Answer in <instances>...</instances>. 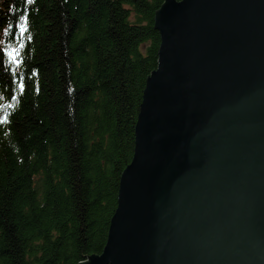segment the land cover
Segmentation results:
<instances>
[{
    "label": "water",
    "instance_id": "95a60500",
    "mask_svg": "<svg viewBox=\"0 0 264 264\" xmlns=\"http://www.w3.org/2000/svg\"><path fill=\"white\" fill-rule=\"evenodd\" d=\"M103 238L73 264H264V0H161Z\"/></svg>",
    "mask_w": 264,
    "mask_h": 264
},
{
    "label": "trees",
    "instance_id": "16d2710c",
    "mask_svg": "<svg viewBox=\"0 0 264 264\" xmlns=\"http://www.w3.org/2000/svg\"><path fill=\"white\" fill-rule=\"evenodd\" d=\"M160 1L0 0V264L101 243Z\"/></svg>",
    "mask_w": 264,
    "mask_h": 264
},
{
    "label": "snow or ice",
    "instance_id": "6c2138e0",
    "mask_svg": "<svg viewBox=\"0 0 264 264\" xmlns=\"http://www.w3.org/2000/svg\"><path fill=\"white\" fill-rule=\"evenodd\" d=\"M30 38V37H29Z\"/></svg>",
    "mask_w": 264,
    "mask_h": 264
}]
</instances>
